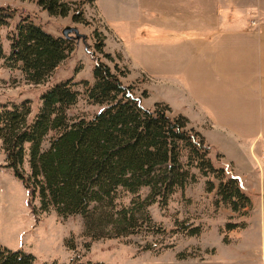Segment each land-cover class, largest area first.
I'll use <instances>...</instances> for the list:
<instances>
[{
  "label": "rangeland",
  "instance_id": "1",
  "mask_svg": "<svg viewBox=\"0 0 264 264\" xmlns=\"http://www.w3.org/2000/svg\"><path fill=\"white\" fill-rule=\"evenodd\" d=\"M66 1L72 4L71 13L67 17H53L33 0H0V7L17 12L11 27L0 32L6 58L7 37L20 15H31L56 37L64 38L66 28H76L86 37L77 39L73 34L74 52L42 85L28 82L19 66L1 60L0 107L30 100L35 113L47 89L70 80L80 95L69 116L93 117L99 107L88 100L84 85L94 83L96 61L90 54L93 52L95 58L122 76L125 85L134 88L145 108L165 104L176 114L188 106L182 68L187 61L197 64V57L191 42L168 32L181 31V26L196 30L199 25L216 24L217 18L210 15V10L221 5L229 7L228 4L246 11V18L256 20L254 24L264 20V0ZM79 8L84 16L82 23L72 19ZM254 9L260 14H251ZM200 13L205 15H197ZM95 31L104 37V52L111 55L112 61L95 51ZM188 49L186 56L182 51ZM205 142L212 148L209 158L216 168H225V181L231 177L240 180L251 199L248 209L233 212L217 195L221 181L213 175L203 177L194 169L195 183L174 194L166 206L156 203L148 208L149 220L141 218L138 222L141 233L126 238L94 239L86 235L81 216L42 212L39 199L29 206V192L11 170L3 167L6 157L0 140V245L32 254L39 264H264V159L251 161V156L235 140H224L217 146L206 139ZM47 147L45 143L43 149ZM24 170L29 173L28 164ZM208 182L215 184L213 192L207 191ZM148 194L149 190L144 189L139 195L144 199ZM134 200V195L121 191L117 203L120 208L130 207ZM227 224L237 227L228 231ZM179 225L185 226L186 231ZM194 228H199V235L188 234ZM222 245L228 246V251L225 249L221 258Z\"/></svg>",
  "mask_w": 264,
  "mask_h": 264
},
{
  "label": "trees",
  "instance_id": "2",
  "mask_svg": "<svg viewBox=\"0 0 264 264\" xmlns=\"http://www.w3.org/2000/svg\"><path fill=\"white\" fill-rule=\"evenodd\" d=\"M33 1L53 17H67L73 10L66 0ZM75 11L73 21L82 23V9ZM16 14L9 7H0V32L11 27ZM94 37L95 51L112 61L104 52L102 34L95 31ZM7 40L9 55L6 58L0 41V61L19 66L34 85L48 82L75 50L73 39L54 36L28 14L20 15ZM90 54L96 61L94 83L84 85L88 100L99 107L93 117L69 116L80 95L70 80L47 89L35 113L30 100L0 107V140L6 157L3 167L29 192V206L39 199L42 212L81 216L86 235L94 239L126 238L141 233L138 222L149 220L150 206H166L174 194L196 182L194 169L203 177L213 175L221 181L217 195L233 212L251 206L240 180L231 177L225 181V168H216L209 158L212 148L186 117L172 115L165 104L145 108L121 75ZM45 143L47 149H43ZM26 164L29 173H25ZM215 188L212 182L207 183L209 193ZM144 189L149 194L141 199ZM121 191L135 196L130 207H119ZM32 210L37 213L34 206ZM236 227L226 225L228 231ZM199 232L194 228L188 234L197 236ZM0 264L39 263L32 254L0 245Z\"/></svg>",
  "mask_w": 264,
  "mask_h": 264
},
{
  "label": "crops",
  "instance_id": "3",
  "mask_svg": "<svg viewBox=\"0 0 264 264\" xmlns=\"http://www.w3.org/2000/svg\"><path fill=\"white\" fill-rule=\"evenodd\" d=\"M228 6L210 10L216 24L168 32L191 42L197 57V64L187 61L181 72L188 106L172 115L186 117L196 130L202 128L197 131L211 145L235 140L254 162L264 159V20L254 24L246 11ZM250 12L260 14L257 9ZM189 50L182 53L188 56ZM227 247L222 245L221 258Z\"/></svg>",
  "mask_w": 264,
  "mask_h": 264
},
{
  "label": "water",
  "instance_id": "4",
  "mask_svg": "<svg viewBox=\"0 0 264 264\" xmlns=\"http://www.w3.org/2000/svg\"><path fill=\"white\" fill-rule=\"evenodd\" d=\"M75 38L77 39H82V40H85V36L81 35L78 30L76 28H66L64 31H63V36L65 39H73L74 36Z\"/></svg>",
  "mask_w": 264,
  "mask_h": 264
}]
</instances>
